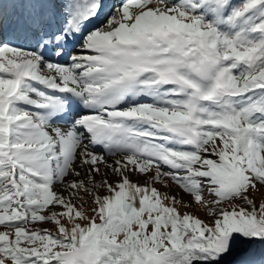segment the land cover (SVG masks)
I'll return each mask as SVG.
<instances>
[{
    "label": "snow or ice",
    "instance_id": "1",
    "mask_svg": "<svg viewBox=\"0 0 264 264\" xmlns=\"http://www.w3.org/2000/svg\"><path fill=\"white\" fill-rule=\"evenodd\" d=\"M0 264H264V0H0Z\"/></svg>",
    "mask_w": 264,
    "mask_h": 264
},
{
    "label": "rangeland",
    "instance_id": "2",
    "mask_svg": "<svg viewBox=\"0 0 264 264\" xmlns=\"http://www.w3.org/2000/svg\"><path fill=\"white\" fill-rule=\"evenodd\" d=\"M175 191V189H174ZM185 199H187V197H185ZM198 214L203 218V212H198ZM45 227H48L47 225H45Z\"/></svg>",
    "mask_w": 264,
    "mask_h": 264
}]
</instances>
